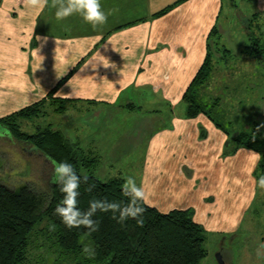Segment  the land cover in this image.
<instances>
[{
  "label": "crops",
  "instance_id": "obj_1",
  "mask_svg": "<svg viewBox=\"0 0 264 264\" xmlns=\"http://www.w3.org/2000/svg\"><path fill=\"white\" fill-rule=\"evenodd\" d=\"M239 2L250 7L243 20L247 39L264 46V0ZM100 3L107 21L93 28L79 14L58 21L51 0L43 11L22 0H0V119L42 101L68 102L64 114L71 118V134L64 125L55 129L96 158L92 175L122 185L134 178L146 192L144 203L161 214L191 211L204 232L207 260V245L217 250L236 235L260 189L257 152L230 153L229 135L239 126L221 129L202 113L195 118L185 113L183 96L209 53L210 33L216 27L221 35L224 0ZM248 47L240 52L245 66L230 68L226 49L215 70L256 72L264 65ZM214 96L220 118V107L233 106ZM230 100L241 107L238 96ZM259 100L242 129L257 126L264 115Z\"/></svg>",
  "mask_w": 264,
  "mask_h": 264
},
{
  "label": "trees",
  "instance_id": "obj_2",
  "mask_svg": "<svg viewBox=\"0 0 264 264\" xmlns=\"http://www.w3.org/2000/svg\"><path fill=\"white\" fill-rule=\"evenodd\" d=\"M164 12L166 10L159 14ZM218 36L219 32L215 27L209 36V53L185 92L183 100L186 103V117L195 118L202 113L214 121L217 127L224 129V124L218 118L219 114L213 115L205 110L207 105L202 103L195 91L198 86L200 89L204 88L211 74L213 46H216L215 40ZM252 40L250 38V41ZM253 41L248 47L250 54L264 65V46L257 40ZM48 98H51V94ZM68 104L61 100L52 102V105H46L44 101L39 102L1 118L0 127L11 130L12 140L29 144L39 153L41 160L38 166L43 164L44 167L52 168L53 171L48 159L51 157L58 162L71 164L76 174L82 179L85 176L88 177L87 183L82 182L79 189L78 206L81 210H86L92 199L126 203L127 198L122 193V182L118 179L106 182L96 179L91 173L96 158L70 143L61 131L46 128L30 136L21 132L15 124L21 119L41 116L45 107H51L55 113H62L68 108ZM225 131L228 133L227 129ZM0 139H6V137ZM229 143L231 144L230 153L243 148L260 155L254 173L258 181L259 177L264 175V132H261L256 125L251 128L245 126L238 133L229 135ZM10 163L11 161L7 168L0 172V264L26 263L33 229L43 218H47L51 225H54V243L64 254L76 257L81 255L82 246L79 238L82 235L92 240L95 257L88 259L83 255L81 256L83 260L79 264H200L206 257L203 245L204 232L193 222L192 212L189 210L161 214L142 202L141 206L146 209L143 214V227L138 226L134 219L118 223L112 218V213L97 212L94 217L97 222L95 232L84 228L69 229L61 222V218L54 214L63 195L60 192V186L49 183L51 187L47 192L37 190V186L33 184L15 188L13 185L9 186L5 180L10 179L7 175L13 171ZM2 169L0 168V171ZM14 171L18 169L15 168ZM82 171L87 173L83 175ZM9 183L15 184L11 179ZM90 186L91 191L88 190Z\"/></svg>",
  "mask_w": 264,
  "mask_h": 264
},
{
  "label": "rangeland",
  "instance_id": "obj_3",
  "mask_svg": "<svg viewBox=\"0 0 264 264\" xmlns=\"http://www.w3.org/2000/svg\"><path fill=\"white\" fill-rule=\"evenodd\" d=\"M234 3L238 6L237 11L236 9L231 11L229 5L232 2L224 0L223 13L218 21L221 35L215 40L216 46H214L212 52L213 66L211 74L204 88L200 89L198 86L195 88V91L198 98H201L202 103L207 105L205 110L213 113V115L215 114V103L217 102L214 95H222L226 100L225 103L233 107L224 106L223 108H219L220 113L224 115V117L223 115L220 116V121L229 129H239L241 131L242 127H244L243 121L247 120L253 111L255 112L256 105L258 106V99H260L258 103H261L263 105L261 107L264 109V86L260 85L261 81L264 84V66L257 65L256 72L241 67L237 73L231 70L229 72L227 68L223 69V67L218 68V70L214 68L215 64H217L216 61L221 58L226 49L233 55L232 59L230 56L228 57L230 53L227 54L226 59L224 58V61L228 62L227 65L230 68L234 66L233 64L237 63H239V66H245V61L243 65L240 63L243 59L240 52H242L245 46H251V42H254V39L252 41L247 39L248 37L245 35L243 29V20L249 16L250 10L248 8L250 7L246 3L239 2V0H234ZM222 61L219 60V62ZM231 96L234 98L238 96L240 98L241 107L235 106L236 102L230 100ZM64 113H55L51 107H45L42 110L41 116L21 119L15 124L21 132L30 136L46 128L57 130L55 128L64 125L69 135L71 134V118L68 115L65 116ZM258 115L259 113L256 116ZM259 117L256 119L258 123L257 127L261 132H264V115ZM228 121H233L232 127ZM70 137L66 139L68 140ZM32 149V146L29 144L17 143L15 140H9L7 137L6 139H0V166H2L0 168H3L0 172L2 173L11 161L10 165H12L13 171L7 177L13 180L15 184H10V179H4L9 186L13 185L15 188L33 184L37 186V190L47 192L52 183V168L44 167L43 164L38 166V162L41 159L36 158L35 154L38 155L39 153L37 151L32 152ZM15 168L18 171H14ZM92 169L91 172L93 171ZM86 173V171H82L83 175ZM99 173V176L102 177V173ZM54 240V229L50 221L47 218H43L33 229L29 255L25 264H79L83 260V257H81L84 255L83 252L77 257L64 254L55 245ZM79 242L82 249L85 245L93 247L92 240L86 235H82L79 238ZM262 244H264V189L260 188L254 207L243 220L240 230L236 235L226 239V243L223 242V246L217 248V250L215 247L207 245L209 256L207 260H203L200 264H218L217 256L219 254L224 264H264V248L260 247ZM248 256H251L252 260Z\"/></svg>",
  "mask_w": 264,
  "mask_h": 264
},
{
  "label": "clouds",
  "instance_id": "obj_4",
  "mask_svg": "<svg viewBox=\"0 0 264 264\" xmlns=\"http://www.w3.org/2000/svg\"><path fill=\"white\" fill-rule=\"evenodd\" d=\"M27 8H34L43 11L49 6V0H22ZM51 7L55 8V17L58 21L64 20L74 14H79L83 21L95 28L107 21V15L101 7L100 0H51ZM12 138L11 130L0 127V138ZM53 167L51 182L60 186L63 194L61 201L57 204L54 214L61 218V222L69 229L84 228L90 232L97 230V222L94 219L97 212L112 213V218L118 223H123L128 219H134L138 226L143 227V214L146 209L141 206L146 202L147 195L142 185L138 186L132 177L126 178L122 185L123 196L127 198L126 203L109 201L107 199H92L86 210H81L78 206L81 183H87L88 177L83 179L76 174L73 166L67 162H58L54 158L48 157ZM254 159L258 162L260 155L254 153ZM258 186L264 189V175L257 181ZM91 191V186L88 188ZM54 228V225L52 226ZM264 248V244L260 246ZM83 254L88 259H93L96 255L95 249L85 245Z\"/></svg>",
  "mask_w": 264,
  "mask_h": 264
},
{
  "label": "water",
  "instance_id": "obj_5",
  "mask_svg": "<svg viewBox=\"0 0 264 264\" xmlns=\"http://www.w3.org/2000/svg\"><path fill=\"white\" fill-rule=\"evenodd\" d=\"M217 263L218 264H224L223 259H222L220 254L217 256Z\"/></svg>",
  "mask_w": 264,
  "mask_h": 264
}]
</instances>
